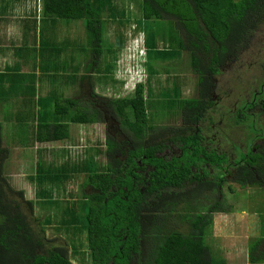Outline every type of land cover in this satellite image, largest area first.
Instances as JSON below:
<instances>
[{"label":"trees","instance_id":"obj_1","mask_svg":"<svg viewBox=\"0 0 264 264\" xmlns=\"http://www.w3.org/2000/svg\"><path fill=\"white\" fill-rule=\"evenodd\" d=\"M128 2L130 1L125 2V6L120 4V7H126ZM139 7L141 15L139 17L142 20L140 23H134V34L139 33L136 40L140 36L142 37L140 43L137 41L144 62L140 63V66L145 64L146 72L151 75L149 61L152 58L151 51L155 49L156 42L153 41L155 35L151 32L153 28H147V23L160 22V24L156 23L158 25L156 26V36L161 43L168 42L167 45L164 44L168 49H157L158 57L162 58L175 54L179 56L182 51H188L190 58L187 62V69L190 70L192 67L190 72L194 73L197 79V84H191L183 89L179 103H176L177 109L174 112L170 111V113L175 115L182 111L188 115L189 120H204V113L202 112L209 104L203 100V91L207 85L205 82L209 72L215 73L216 71L215 64L233 57L234 68L238 67V64H242V69L245 72L253 67L249 60H246L242 51L251 48L254 34L262 32L264 29V0H141ZM104 8V3L101 0H43L44 15L84 21L90 36L88 42L93 67L90 70L91 74L93 72L99 73L104 53ZM114 19L112 20L118 21ZM123 21L124 19H119L118 23L123 25ZM162 30L165 32L163 33ZM117 35H120L117 46L120 45L122 49L124 47L123 32L119 29ZM109 60L115 61L116 59L112 56V60ZM109 64L110 62H106V71L113 69V66ZM112 64H114L113 61ZM182 70H185V67ZM148 75L145 83L148 81ZM103 78H99V81ZM89 79L92 84V77L90 76ZM256 80L259 81V77H256ZM124 88L128 95L122 97L106 96L105 99L113 113L121 121L122 126L127 129L126 131L137 139H142L148 131L150 132L154 128L147 116L144 97L145 84L139 80L133 87L127 89L124 86ZM197 90L198 97H195ZM128 92H132L131 95ZM241 97L243 103L239 113L235 114V118L228 114L224 115V120L233 124V130H243L252 136L255 133L263 135L264 91L258 96H251L252 99H258L259 107L251 103L252 99L243 95ZM79 105L77 100L71 98H66L64 101L56 100L54 104L55 114L59 119L56 122L40 124L36 129V140L48 143L62 142L69 138L68 128L70 124L99 122L101 115L96 108L88 109L87 106L81 107ZM249 135L248 138H250ZM1 137L2 126L0 123V142ZM107 143V145L112 144L110 140ZM95 150L90 153L86 152L83 156L89 159L90 163L96 161L94 157L100 151L97 148ZM135 151L137 156L146 154L147 161L154 166L150 179L152 191H157L168 183H177L183 168L179 163L176 164L175 159L166 161L162 157L156 156L154 148L143 150L138 146ZM238 156V168L231 183L238 184L241 188L259 187L264 189V141L262 145L255 147L254 151L249 150L246 154L240 153ZM6 157L7 151L1 148L0 143V264L43 263L46 259L38 257L34 253L36 245L33 241V230L26 215L22 213L18 203L10 202L5 196V188L11 190L3 183L5 180L2 176L3 163ZM215 161L226 162V159L216 156ZM45 162V159L40 156L36 162L35 174L30 176V179L39 187L43 186L42 181L57 175L59 179L67 173L80 175L84 172L82 166L79 170H76L75 165L69 166V168L64 167V164L62 166L60 158L56 164L46 165ZM99 168L100 170L96 174H87V182L93 184L101 193L106 192L118 179L124 185L129 181L121 176L112 179L113 170L109 165L107 169L104 166H99ZM60 172L62 173L60 174ZM164 175L167 178L166 183L162 180ZM222 181L223 179L208 188L212 193H216L213 200L214 206L211 204L205 206L206 195L204 196L203 193L198 197L200 207L192 206V208L181 210L179 213H175L174 207L170 205L175 204V201L169 200L165 203V205L168 204L167 207H170L165 218L170 219V214L175 213V216H172L173 219L179 221L181 225L184 224V228L175 225L166 226L163 222L165 219L162 221L157 217L161 216V212L154 211L153 219L158 222H155L153 226L154 237L151 248H146V237L145 240H139L138 235L141 233L139 226L138 228H129L127 232L122 229V236L125 239L119 240L113 237L112 225L115 222L118 223L125 218L131 209H136L138 213L141 211L140 206L132 205L135 203L131 199L125 203L114 197L106 200L108 202L102 203L104 197L100 194H94L88 198L82 195L78 200L65 201L66 203H79L78 212H72L68 224L74 229L78 228V236L80 234L85 235L87 248L90 249V255L94 259L92 264H111L108 262L111 255L114 258V264H130V259H135V264H229L223 258L215 257V253L209 245L215 215L230 212V208L225 204L222 189L217 190V186L222 188ZM229 190L233 192L231 187ZM62 191H65V187L62 188L60 184L56 190L51 192L45 202L51 207L59 203L58 199H54V197L56 194L60 195ZM16 193L22 195V191H16ZM137 193V190L133 191L132 196L135 197ZM129 198L131 197L129 196ZM164 202L166 201L164 200ZM27 203L32 211V201ZM106 213L109 214L106 215ZM47 215L50 214L47 213ZM76 240L75 242H77ZM35 242L39 243L38 241ZM79 245L82 246L83 242ZM71 247L76 249L75 244ZM248 258L251 264L264 262V237H260L255 245L250 246ZM48 262L49 264H71L66 249L62 247Z\"/></svg>","mask_w":264,"mask_h":264},{"label":"flooded vegetation","instance_id":"obj_2","mask_svg":"<svg viewBox=\"0 0 264 264\" xmlns=\"http://www.w3.org/2000/svg\"><path fill=\"white\" fill-rule=\"evenodd\" d=\"M254 36H259V39L252 38L251 48L242 51L246 60L248 59L253 67L245 72L242 69V64H238V67L234 68V60L230 56L232 59L228 58L219 64H215V73L209 72L205 82L207 85L203 91V100L209 104L202 112L204 113V120H189L188 115L179 111L175 115L166 116L163 120L153 124L152 131H148L142 139H137L122 126L119 118L109 107L105 96L95 93L90 95L84 90L83 98H89L90 107L96 108L101 115L99 125L104 135V148L99 153L98 164L106 169L108 165L111 167L113 170L112 179L121 176L129 181L124 185L118 179L104 193H101L87 181L83 185L82 182L78 183L76 189L78 198L73 199V192L69 190L62 191L60 195H55L54 199H58L59 203L52 207L45 200L36 199L35 202L45 209L41 217L34 215L33 201L24 198L23 192L21 195L5 188L7 199L10 202L18 203L22 213L26 215L29 221L33 230L34 245H36L34 253L36 256L46 259L43 263L37 264H49L48 260L58 253L60 247L66 249L71 264H92L94 259L90 255V249L87 248L85 235L80 234L78 236V228L74 229L68 224L72 212H78L79 203H66L65 201L78 200L82 195L88 198L94 194H100L104 197L102 203H106L108 202L106 200L114 197L125 203L131 199L135 203L132 205L140 206V213L136 209H131L125 218L112 225L113 237L119 240L125 239L122 236V229L127 232L129 228H138L139 226L141 233L138 238L142 241L146 237V248L152 247L153 226L155 222H158L153 219L154 211L161 212V216L157 217L162 221L165 219L163 222L166 226L175 225L184 228V224L181 225L172 216L181 210L190 209L192 206L200 207L198 197L201 196V193L206 195L205 206L207 207L208 204L214 206L213 200L216 193H212L208 188L213 184L216 185L221 179H223L222 187L226 182L231 183L238 168V155L240 153L246 154L249 150L254 151L255 147L262 145L264 141V133L263 135L255 133L252 136L243 130L236 131V129L233 130V124L224 120V115L228 114L235 118V114L239 113L243 103L241 95L252 99V95L258 96L264 91V29ZM256 77H259L261 81H257ZM124 80L123 85L125 86L127 79ZM195 95L198 97V90ZM253 99L251 103L259 107L258 99ZM169 117L170 121H168ZM165 119L166 121H164ZM163 121L164 124L162 125ZM109 140L112 142L111 145H107ZM138 146L143 150L154 148L155 155L166 161L175 159L176 164L179 163L183 168L177 183H168L163 188L152 191L150 179L154 166L147 161L146 154L140 156L135 154ZM216 156L224 157L226 162L215 161ZM162 180L167 182L165 175ZM220 189L222 188L217 186V190ZM135 190L138 191L139 198L137 195L132 196V192ZM169 200L175 201V204H170L174 207L175 213L170 214V219H166L165 215L169 213L170 207H167L168 204L165 205V203ZM28 201H32V211ZM47 213L50 215L48 216ZM108 214L106 213V215ZM47 228L54 230L55 235L48 236ZM143 232H145L144 238ZM81 242H83L82 246L79 245ZM74 244L76 249L71 247ZM70 255L79 262L73 260ZM134 260L130 259L129 263L133 264ZM108 262L114 264L112 255Z\"/></svg>","mask_w":264,"mask_h":264},{"label":"rangeland","instance_id":"obj_3","mask_svg":"<svg viewBox=\"0 0 264 264\" xmlns=\"http://www.w3.org/2000/svg\"><path fill=\"white\" fill-rule=\"evenodd\" d=\"M101 1L105 6L103 10L105 20L103 33L104 53L102 56L100 71L99 73H94V78H96V76H98L97 78H104L100 81H98V79L97 81H94L95 90L100 96L105 97L126 96L128 94L125 91L126 89L124 88L122 80L127 79L125 86L128 89L141 78L142 82L145 84L144 97L147 116L151 124H155L160 120H163L166 116H170V111L174 112L177 109L176 103H179L181 98L180 94L185 87H189L191 84H197L195 74L190 72L192 71V67L190 70L187 69V62L190 58V54L188 51H182L181 54L179 53V56H176L175 54L173 56L171 55L162 58L158 57L156 50L168 49V47H166L168 42L165 41L164 44L166 45H164L160 42L158 36H156V26H158L157 24H160V22H148L147 28H153L151 32L155 35L153 41L155 40L156 42L154 45L155 49L151 51L152 58L149 61L151 75H148L144 66L145 64L140 66L139 61L144 63L143 60H140L137 57L135 58L134 56L135 47H138L135 42L139 41L140 43L142 40L141 36L136 40L139 33L134 34V23H140L142 20V18L139 17L141 16L139 7L141 0ZM126 1H130L126 4L127 6L120 7L121 5H124ZM113 18L118 21H114L113 23L109 22V20ZM119 19H124L123 25L122 23H118ZM119 29L123 32L124 38V47L122 49L120 48V45L119 47L117 46L120 35L118 36L115 33V30L118 32ZM162 31L163 33L165 32V30ZM109 36L113 37L109 38ZM76 37L79 38L81 42L82 39L86 37L88 38V41H90L89 31H87L86 28L82 33L76 31ZM253 38L259 39V36H254ZM65 40L67 41L68 39ZM80 41H76V43L78 44ZM86 49L87 51L84 52L85 56H81V58L85 61L86 67L91 70L93 67L91 64L90 48L88 47ZM112 56L116 59L115 61L112 60ZM109 59H111L114 64H112V61ZM145 60L147 59L145 58ZM106 62H110L109 65L113 66V69L106 71ZM241 62H243L242 59ZM77 67H79V64L72 63L70 64L69 69H75ZM184 67L185 70H182ZM62 68H64V66L58 65V69H60L59 73L71 75V72H68L67 68L64 70ZM147 75L149 78L147 83H145ZM131 93L132 92H130L129 95H131ZM82 100L83 102H86L84 99ZM79 106H87L86 108L93 109L88 103L85 106ZM166 119L164 121H166ZM164 121L162 122V125L164 124ZM168 121H170V117L168 118ZM93 127L94 125L91 123L82 125L71 124L69 128L70 136L68 139L63 140H68L66 146H69L70 148H68V150H58V154L57 152H54L55 148L43 153L44 157H46V165H50L51 163L56 164L58 163V158H60L62 166L64 164V167L66 168L75 165L76 170H79L82 166L84 172L80 175H76L77 173H67L59 179L57 175L49 180L42 181L43 186L39 187L30 179V176L35 174V169L33 168H35V161L39 156L38 151L26 150L25 152L13 151L10 153V159L5 167V170H7L5 176L8 179L7 181L10 184L12 191L16 192L20 190L23 192L24 198L33 201L35 216L41 217L45 210L35 202L36 199L40 198V200L43 199L46 201L51 192L56 190V187L60 184L62 188L65 187V190L73 192V199L78 198L76 193L78 183L80 184L82 182L81 184L83 185V183L88 180V175L99 172L100 168L97 159L99 153H101L104 148V142L102 139L103 136L101 137L99 134H96L95 138L92 133V136H89L90 130L91 132L94 131ZM79 131H83L84 133H78ZM30 136L31 134L29 136L26 134V136L24 135L21 139L24 142H27L30 139ZM81 137H84V139L79 140ZM75 138L74 145L77 143L83 144L85 139H88L86 142L89 143L88 146L91 147L87 148L85 152L90 153L96 151L95 147H92L96 144L98 145V148L99 146L101 147V150L97 148L100 151L96 153V157H94L96 160L95 162L90 163L89 159L82 156L85 152L82 151L81 153V151L68 143L71 139L73 140ZM61 173L62 172H60V174ZM229 186L233 189V192L228 189ZM222 193L223 196H225V204L230 208V212L218 213L215 215L209 245L211 246L213 253H215V257L223 258V260L229 264L233 263L231 260H236L234 264H237L239 260H244L247 256V249L249 250L251 245H255V243L260 240V237H264V189L259 187L241 188L238 184L226 182L222 187ZM46 233L48 236H54L56 232L54 230H48L47 228ZM231 256H233V259L230 260L229 257ZM70 257L72 256L70 255ZM72 258L77 261L76 258ZM78 262L79 260L77 263ZM262 264H264V262H262Z\"/></svg>","mask_w":264,"mask_h":264},{"label":"crops","instance_id":"obj_4","mask_svg":"<svg viewBox=\"0 0 264 264\" xmlns=\"http://www.w3.org/2000/svg\"><path fill=\"white\" fill-rule=\"evenodd\" d=\"M109 22L114 21L110 19ZM84 30L83 20L44 15L43 0H0V123L2 126L0 143L1 148L7 151L2 174L5 178L3 183L7 187H10V184L5 176L7 173L5 167L13 151H38L36 167L38 158L41 156L46 159L43 153L50 149L55 148L54 152L58 153V150L70 148L66 146L68 140L48 143L39 142L35 137L36 129L40 124L56 122L59 119L55 114L56 100L64 101L66 98H71L85 106L89 104V98H83L84 90L90 95L91 93L100 95L94 86V81L97 79L99 81L98 76L94 78L95 72L91 74L81 58L85 56L86 48H90L87 37L82 39V42L76 37V31L82 33ZM115 33L117 35L116 30ZM75 38L76 41H80L78 44ZM72 63L79 64V67L69 69ZM58 65L64 66L63 70L67 68L71 75L59 73L61 68L58 69ZM82 98L86 102H83ZM92 125L94 131L90 130L89 136L91 133L94 134V138L96 134L104 136L99 122ZM26 134L31 136L27 142H24L21 138ZM75 140L76 138L71 139L68 143L81 153L91 147L86 142L88 139H85L83 144L74 145ZM92 147L98 148V145ZM246 255L245 259L239 260L237 264H251L248 249ZM232 257H229L230 260L233 259ZM231 261L233 262L231 264L236 262V260Z\"/></svg>","mask_w":264,"mask_h":264},{"label":"clouds","instance_id":"obj_5","mask_svg":"<svg viewBox=\"0 0 264 264\" xmlns=\"http://www.w3.org/2000/svg\"><path fill=\"white\" fill-rule=\"evenodd\" d=\"M135 43H137V42H135ZM134 56H135V58L137 57V58H139L140 60H143V55L141 54V52L139 51V49H138V47H135V52H134ZM134 58V59H135ZM140 63H142L141 61H139ZM143 70V69H142ZM140 80H141V78H140ZM131 81V80H130ZM139 81V80H138ZM136 84V83H135ZM135 84H133L132 85V87L135 85Z\"/></svg>","mask_w":264,"mask_h":264}]
</instances>
